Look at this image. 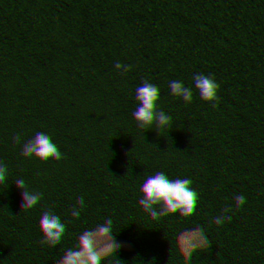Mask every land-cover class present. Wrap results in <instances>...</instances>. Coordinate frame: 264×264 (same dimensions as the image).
Returning a JSON list of instances; mask_svg holds the SVG:
<instances>
[{"label": "trees", "instance_id": "obj_1", "mask_svg": "<svg viewBox=\"0 0 264 264\" xmlns=\"http://www.w3.org/2000/svg\"><path fill=\"white\" fill-rule=\"evenodd\" d=\"M44 2L0 0V264H264V0H79L106 29L70 80L13 67ZM113 91L130 119L97 140Z\"/></svg>", "mask_w": 264, "mask_h": 264}, {"label": "clouds", "instance_id": "obj_2", "mask_svg": "<svg viewBox=\"0 0 264 264\" xmlns=\"http://www.w3.org/2000/svg\"><path fill=\"white\" fill-rule=\"evenodd\" d=\"M42 8L43 27L32 25L30 34L18 26L10 28V38L19 53L13 67L21 70L23 65L30 66L37 56L44 55L64 80L99 68L101 61L97 49L104 44L106 25L99 22L98 10L81 9L79 0H45ZM90 104L88 131L97 140L106 138L113 123H126L130 119L129 102L116 91L93 99ZM98 183V175L82 174L67 193L75 200L93 199Z\"/></svg>", "mask_w": 264, "mask_h": 264}]
</instances>
